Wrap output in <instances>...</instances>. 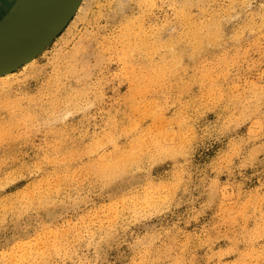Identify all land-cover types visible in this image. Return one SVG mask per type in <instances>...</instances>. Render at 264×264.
Segmentation results:
<instances>
[{"label": "rangeland", "instance_id": "1", "mask_svg": "<svg viewBox=\"0 0 264 264\" xmlns=\"http://www.w3.org/2000/svg\"><path fill=\"white\" fill-rule=\"evenodd\" d=\"M82 5L0 80V264H264V0Z\"/></svg>", "mask_w": 264, "mask_h": 264}, {"label": "water", "instance_id": "2", "mask_svg": "<svg viewBox=\"0 0 264 264\" xmlns=\"http://www.w3.org/2000/svg\"><path fill=\"white\" fill-rule=\"evenodd\" d=\"M75 2L15 0L0 20V75L3 76L7 69L9 73L15 71L24 65L22 60L30 55L35 58L42 52L75 15L70 16ZM65 20L60 31L51 39Z\"/></svg>", "mask_w": 264, "mask_h": 264}, {"label": "bare ground", "instance_id": "3", "mask_svg": "<svg viewBox=\"0 0 264 264\" xmlns=\"http://www.w3.org/2000/svg\"><path fill=\"white\" fill-rule=\"evenodd\" d=\"M150 1V0H149ZM82 2H83V0H76V2L74 3V5H73V7H72V10H71V13H70V16L71 15H73V14H76L77 12L79 13L80 11H82ZM182 12V11H181ZM68 18H69V16H68ZM67 18V19H68ZM66 19V20H67ZM187 19V18H186ZM66 20L62 23V25L56 30V32L54 33V35L52 36V38L51 39H53L54 37H55V35H56V33L57 32H59L60 31V29H61V27L63 26V24L66 22ZM177 26V25H176ZM128 27V26H127ZM199 28H201V27H199ZM195 29H197V28H195ZM157 33V32H156ZM129 34V33H128ZM128 34H126V35H128ZM141 35H142V33H141ZM146 36V35H145ZM50 39V40H51ZM138 39V38H137ZM144 39V38H143ZM49 40V41H50ZM159 40V39H158ZM48 41V42H49ZM143 41V40H142ZM47 42V43H48ZM157 42V41H156ZM46 43V44H47ZM139 43V42H138ZM46 44H44L39 50H41ZM144 44V43H143ZM158 46V45H157ZM161 46V45H160ZM131 48V47H130ZM160 48V47H159ZM33 59H34V57H33V55H30L29 57H27V58H25L24 60H22L21 62H24V65H31L32 64V61H33ZM160 65H161V63H160ZM160 65H158V67H160ZM25 67V66H24ZM8 70V69H7ZM4 71V72H6V73H4L3 74V76L4 77H2L1 75H0V80L1 81H3V82H1L2 84H5L6 82H4V80L5 79H7V78H10V74L11 73H9V71Z\"/></svg>", "mask_w": 264, "mask_h": 264}]
</instances>
